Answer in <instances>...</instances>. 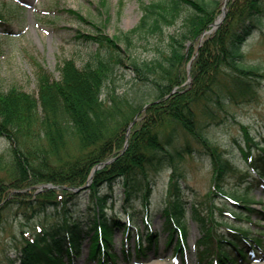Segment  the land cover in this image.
<instances>
[{"label":"trees","instance_id":"trees-1","mask_svg":"<svg viewBox=\"0 0 264 264\" xmlns=\"http://www.w3.org/2000/svg\"><path fill=\"white\" fill-rule=\"evenodd\" d=\"M139 4L142 17L131 30L110 36L101 27L96 33L80 34L99 43L106 54L97 51L81 68L74 59H65L58 66V78L40 66L35 74L37 95L16 85L7 90L0 87V134L11 143L7 156L0 155V165L7 160L0 176V224L8 211L27 220L53 218L51 207L56 214H62L60 222L49 228L43 226L37 235L27 239L20 255L10 259V264H65L64 255L79 248L78 240L88 226L94 231L92 256L101 259L102 253L114 262L115 254L109 248L113 227H130L116 215L104 212L107 196L103 188L113 190L121 183L125 202L140 198L150 225L152 192L167 169L171 173L163 208L164 228L170 231L169 242L178 234L177 251H183L186 242L188 212L202 233L198 264H213L214 254L217 264H227L228 260L245 264L261 248L262 235L258 231L244 229L232 221L244 218L253 222L247 214L252 210L249 188L253 179L212 142L207 128L219 123L220 112L227 105L253 101L260 94L264 73L259 66L247 62L244 47L262 23L264 0H228L222 21L209 33L206 31L213 28L222 13L221 0H139ZM100 5L108 14V0H101ZM183 13V28L168 36L166 49L160 48L159 56L140 59L133 52L122 54V50L133 49L135 40L150 35L162 37L165 27L175 24ZM2 15L0 11V22L5 23ZM77 16L84 18L80 13ZM125 60L138 78L131 94L119 92L115 81L116 70ZM146 103L150 104L143 110ZM245 133L248 146L253 141L260 149L256 154L251 148L242 151L248 164L259 168L262 175L264 142L255 141L246 127ZM198 148L210 155L214 169L207 216L201 215L198 204L187 198L177 172L178 159ZM111 158L114 160L105 164ZM228 176L236 177L240 185L249 183V187L244 191L228 187ZM47 183L59 187L40 189ZM77 188L88 191L89 208L93 205L95 209L90 211L89 222L73 218L71 204L78 195ZM218 195L224 201L215 200ZM214 209L219 211V217ZM257 212L260 214V210ZM128 213L131 220L136 216L135 211ZM261 215L264 218V212ZM221 227L228 234L242 235V245ZM99 234L105 237L102 252L96 242ZM146 241L147 247L143 239H138V253L151 249L157 237L150 231ZM226 243L233 247L235 255L222 248ZM73 251L78 254V250Z\"/></svg>","mask_w":264,"mask_h":264},{"label":"rangeland","instance_id":"rangeland-1","mask_svg":"<svg viewBox=\"0 0 264 264\" xmlns=\"http://www.w3.org/2000/svg\"><path fill=\"white\" fill-rule=\"evenodd\" d=\"M224 1L221 0L223 3ZM100 2L101 0H0V11L3 14V22H5H0L1 89L7 90L16 85L37 95L38 82L35 74L40 66H43L54 78H58L61 74L58 66L65 59H74L77 66L81 68L93 59L97 51L101 50L103 54L107 53L99 43L88 41L83 36L80 37V34L96 33L101 27L110 36L115 33L127 32L136 26L142 17L139 0H108L110 7L108 14L100 8ZM222 5L226 13L227 2ZM77 13H80L84 18L79 19ZM183 15L184 13L175 24L165 27L162 37L150 35L147 36V39L136 38L138 40H135L136 45L133 49L130 47L128 52L122 50V54L128 55L133 52L140 59H154L159 56L161 54L159 49H166L165 44L168 36L180 32L183 28ZM262 18L261 25L255 29L244 48L247 62L259 66L261 72L264 73V15ZM98 24L100 27L96 26ZM203 39L204 35L198 40V43L201 44ZM121 45L124 47V44ZM116 71L117 90L121 93L131 94L138 79L136 72L129 66L127 60ZM260 80V94L255 100L227 105L226 109L220 112L219 123L207 128L212 142L231 157L241 169H245V173H249V179L251 175L255 177L250 205L259 209L260 214L248 210L247 214L251 216L253 222L250 223L247 219H243L241 225L244 228L250 227L253 232L258 231V234L262 235L260 237L262 241L261 249H257V253L250 257L248 264H264V218L261 215V211H264V178L258 176L259 168L253 169L248 164L242 151L243 148L247 150L251 148L250 151L256 154L260 149L258 144L253 141H251L250 147L248 146L245 127L255 141L264 142V78H260ZM189 81L190 77L186 84ZM10 145V141L0 134V155L7 156ZM3 161L0 165V176L4 173L5 163H7V160L3 159ZM177 172L181 175L179 180L187 198L198 204L201 215L207 216L210 212V205L207 202L214 175L210 155L203 148L195 149L193 154H186L184 158L178 159ZM170 173L171 170L168 169L163 171L151 196L149 220L154 231L158 233L157 245L148 249L146 254L139 255L135 250L138 237L134 230L128 233L127 230L116 228L110 245L116 253L113 264H198L196 243L202 234L198 222L192 218L191 212H188L187 215V262L181 252L175 251L176 235H174L173 243L167 244L169 231L164 228L166 216L163 213V208L168 195L169 184L167 181ZM225 184L232 188L233 186L243 188L242 191L249 187V183L238 184L237 178L232 176L225 179ZM52 187L59 186L52 185ZM103 193L107 196L105 211L109 216L116 215L126 220L127 212L131 214L135 211L136 216L133 217L132 223L138 225L139 235L143 236L147 232L146 207L141 204L140 198L125 202L121 183L116 184L113 190L104 187ZM77 194L72 201V205H75L72 211L73 216L87 219L91 203L88 191L78 190ZM214 199L224 201L225 198L218 195ZM49 211L53 214V218L45 219L40 216L35 220H27L14 211H8L5 221L0 224V264H10V259H15L21 253L20 250L26 240L38 234L40 226L49 228L54 222L62 220V214L58 215V212L56 214L55 208L51 207ZM214 213L215 216H220L217 209H214ZM220 230H225V228L221 227ZM224 232L227 233V231ZM237 238L240 239L241 236ZM83 241L80 253L73 257L74 264H101L98 258L92 259L88 254V236L84 237ZM224 247L229 251L232 249L228 245ZM213 248L216 249L215 246ZM65 260L69 263V258L66 255ZM103 264L111 263L105 258ZM228 264L234 263L230 261Z\"/></svg>","mask_w":264,"mask_h":264},{"label":"water","instance_id":"water-1","mask_svg":"<svg viewBox=\"0 0 264 264\" xmlns=\"http://www.w3.org/2000/svg\"><path fill=\"white\" fill-rule=\"evenodd\" d=\"M221 19H219L218 21H217V23L220 21ZM217 23H215V25H217ZM147 107V105H145L144 106V109ZM135 120H137V119H135ZM135 120L134 121H132V122H135ZM133 124V123H132ZM49 186H52V185H49Z\"/></svg>","mask_w":264,"mask_h":264}]
</instances>
